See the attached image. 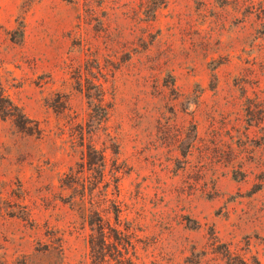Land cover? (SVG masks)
<instances>
[{
    "label": "rangeland",
    "instance_id": "374dc122",
    "mask_svg": "<svg viewBox=\"0 0 264 264\" xmlns=\"http://www.w3.org/2000/svg\"><path fill=\"white\" fill-rule=\"evenodd\" d=\"M152 1L0 0V264H264V148L174 162L264 109L262 20Z\"/></svg>",
    "mask_w": 264,
    "mask_h": 264
},
{
    "label": "trees",
    "instance_id": "16d2710c",
    "mask_svg": "<svg viewBox=\"0 0 264 264\" xmlns=\"http://www.w3.org/2000/svg\"><path fill=\"white\" fill-rule=\"evenodd\" d=\"M74 1V0H67ZM221 1V4H224L225 1L229 0H216ZM167 0H154L152 1V17H155L156 9L160 7L161 4H166ZM230 3L233 4L234 8L238 10L244 9L243 14L245 16H249L250 14H255V16L262 20V25H264V0H230ZM264 33V31L262 32ZM213 84L211 85V89L216 90L219 78L214 75ZM171 86L173 87L175 84V80L171 81ZM104 91L101 90L100 93V105L104 100ZM251 101L248 102V105L245 106V114L238 115L235 118L234 123H228L226 120V116L224 117L223 125L219 127H215L214 122H210V135L212 136L211 147L208 146V141L204 137L198 135L197 124L192 123L191 130L184 131L180 130V132L174 135L175 137V150H178L181 154L180 156H176L174 158V162L177 164V168L182 170L195 168L196 165H193L190 156L193 155L196 151V158L199 161L207 163L211 162L212 164L221 165L231 169L233 173V177L235 178H243L245 176V171L243 170L244 166V158L243 153L251 154L254 150V147H263L264 148V109L258 106V103L254 108L251 106ZM1 98H0V108H1ZM2 110V109H1ZM105 120H107V112H105ZM230 120V119H227ZM229 124V127H228ZM255 126L258 129L259 135L251 136V127ZM193 131V134H192ZM191 132V133H189ZM226 138V139H224ZM209 140V139H208ZM222 144L221 147H219ZM226 146V150L223 151L226 155L224 159H219L218 161H212L209 151L218 150L223 146ZM211 149V150H210ZM103 156V155H102ZM209 156V157H208ZM249 156V155H248ZM264 166V163H262ZM239 174V175H238ZM100 228V224L97 223ZM129 244L131 241L126 240ZM129 264H132L129 261Z\"/></svg>",
    "mask_w": 264,
    "mask_h": 264
}]
</instances>
